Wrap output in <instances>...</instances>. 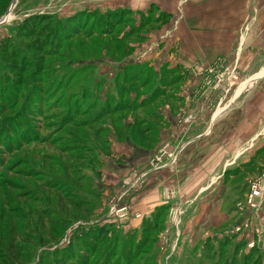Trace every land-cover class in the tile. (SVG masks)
I'll list each match as a JSON object with an SVG mask.
<instances>
[{
  "label": "rangeland",
  "instance_id": "1",
  "mask_svg": "<svg viewBox=\"0 0 264 264\" xmlns=\"http://www.w3.org/2000/svg\"><path fill=\"white\" fill-rule=\"evenodd\" d=\"M13 2L0 0V21L10 12L0 26V264H264V202L249 210L248 186H233L264 178L263 149L254 168L231 162L210 185L220 207L231 182L224 228L188 211L202 199L177 186H159L164 203L149 214L133 212L187 152L157 147L165 103L190 96L215 113L264 80V0ZM226 3L238 5L235 27L212 21ZM226 32L230 58L196 63L198 75L183 63L191 45ZM145 143L157 147L148 163Z\"/></svg>",
  "mask_w": 264,
  "mask_h": 264
},
{
  "label": "crops",
  "instance_id": "2",
  "mask_svg": "<svg viewBox=\"0 0 264 264\" xmlns=\"http://www.w3.org/2000/svg\"><path fill=\"white\" fill-rule=\"evenodd\" d=\"M234 6L238 7L237 3H226V7H223L225 11L221 13L222 15H216L212 18V21L230 26L232 24L235 27L240 22H237L235 15L231 16L229 13V8ZM245 9L243 7V13ZM231 39H235V36H230L228 32L225 33V36H218V33H212L207 38L208 48H199L197 44L191 45L189 58L183 63L189 66L195 64L194 73L198 75L197 72L202 71L204 68L197 65L199 64L198 62L203 61L208 65L219 57L226 56L230 58L231 48L233 47ZM220 41L222 43H219ZM252 57L255 56L252 55ZM262 73H264V70L256 76ZM260 80L261 82L257 83ZM190 83L191 87L199 88L202 80H200V77L195 76ZM253 85H255L254 89L243 99L239 106L233 104L244 92V89L240 90V88L236 92L231 105L215 113L212 107L203 109V104L195 97L191 98L188 96L183 98L178 95L179 98L169 99L165 103L166 107L164 109L161 108L162 110L160 109L158 112L161 123L157 130L159 136L157 147L171 140L175 144H184L187 152L176 166L165 167L155 174L158 175L156 189L151 190L139 204L133 207L134 213L141 212L146 215L152 212L156 206L164 203L161 191L157 189L159 186L163 188L172 187L174 189L177 186L183 196L188 194L187 192L196 193L195 199L200 195L199 199H202V202L198 205H194L195 203L193 202V205L187 210H192L193 214H197V218L199 217L198 219L204 221V224L212 227L214 220L217 219L220 220V223L215 224L216 226H213L214 229L224 228L228 224L231 216L228 214L229 210L226 213L225 205L229 200L228 193L231 182L227 180L226 186H222L220 207L212 205L211 200L215 194H213L214 189L210 185L215 178L220 177L225 172L227 165L231 162L236 161L243 167L251 168L253 166L254 168L255 162L258 160V153L264 149V80L260 78ZM206 105L207 101L205 100ZM230 107L232 108L230 109ZM182 122L185 124L182 125ZM184 132L185 134H183ZM153 145V143H145V162L147 163L151 158L150 154L157 149L156 145ZM251 146H253L252 149H250ZM113 147L110 149V153L115 157V149ZM199 153L200 155H198ZM197 157L199 159V162L196 163L197 165L193 169L191 167L187 168L191 165L190 162L198 160L196 159ZM149 164H145V168L149 167ZM252 174L249 176H252ZM239 180L237 179V182ZM106 200V198L103 199L104 209L108 208L105 204ZM219 213L222 214V219H219ZM108 217V215L105 216V218ZM133 223L138 225L136 221ZM190 224L192 225V222L185 226H190ZM180 226H184L183 222L180 223Z\"/></svg>",
  "mask_w": 264,
  "mask_h": 264
},
{
  "label": "built area",
  "instance_id": "3",
  "mask_svg": "<svg viewBox=\"0 0 264 264\" xmlns=\"http://www.w3.org/2000/svg\"><path fill=\"white\" fill-rule=\"evenodd\" d=\"M264 202V178L248 182L245 204L249 210H257ZM248 225H246L247 227Z\"/></svg>",
  "mask_w": 264,
  "mask_h": 264
},
{
  "label": "trees",
  "instance_id": "4",
  "mask_svg": "<svg viewBox=\"0 0 264 264\" xmlns=\"http://www.w3.org/2000/svg\"><path fill=\"white\" fill-rule=\"evenodd\" d=\"M263 152H264V149L262 150L261 153H263ZM242 185H243V184H240V185L238 186L237 183H233V186H235L234 189H237V191H238L239 189H240V190L243 189V188L245 189V188H247V186H248V185H244V187H242ZM235 209H237V208H235ZM233 211H235V210L233 209Z\"/></svg>",
  "mask_w": 264,
  "mask_h": 264
},
{
  "label": "water",
  "instance_id": "5",
  "mask_svg": "<svg viewBox=\"0 0 264 264\" xmlns=\"http://www.w3.org/2000/svg\"><path fill=\"white\" fill-rule=\"evenodd\" d=\"M17 1H18V0H14L12 7L15 6V4L17 3ZM11 11H12V9H11ZM9 14H10V12L6 15V17H7ZM4 19H5V18H4ZM3 22H4V20L2 19V21H0V26L3 25Z\"/></svg>",
  "mask_w": 264,
  "mask_h": 264
},
{
  "label": "bare ground",
  "instance_id": "6",
  "mask_svg": "<svg viewBox=\"0 0 264 264\" xmlns=\"http://www.w3.org/2000/svg\"><path fill=\"white\" fill-rule=\"evenodd\" d=\"M8 19H9V16H8ZM4 20V22L3 23H5V21L7 20V17H5V19H3Z\"/></svg>",
  "mask_w": 264,
  "mask_h": 264
}]
</instances>
